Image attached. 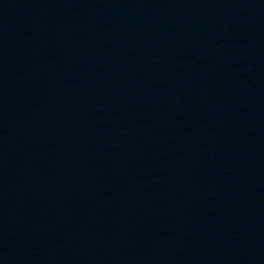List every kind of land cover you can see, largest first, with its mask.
Here are the masks:
<instances>
[{
	"label": "water",
	"instance_id": "water-1",
	"mask_svg": "<svg viewBox=\"0 0 264 264\" xmlns=\"http://www.w3.org/2000/svg\"><path fill=\"white\" fill-rule=\"evenodd\" d=\"M166 0H0V264H128Z\"/></svg>",
	"mask_w": 264,
	"mask_h": 264
}]
</instances>
